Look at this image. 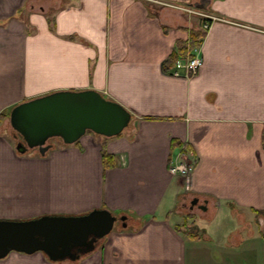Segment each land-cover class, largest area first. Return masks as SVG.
I'll return each mask as SVG.
<instances>
[{
	"label": "crops",
	"instance_id": "0c3cea01",
	"mask_svg": "<svg viewBox=\"0 0 264 264\" xmlns=\"http://www.w3.org/2000/svg\"><path fill=\"white\" fill-rule=\"evenodd\" d=\"M198 29L195 71L167 68ZM83 90L127 127L39 156L14 151L0 119V219L124 217L72 264H264V0H0V115ZM181 151L188 178L168 172Z\"/></svg>",
	"mask_w": 264,
	"mask_h": 264
},
{
	"label": "water",
	"instance_id": "95a60500",
	"mask_svg": "<svg viewBox=\"0 0 264 264\" xmlns=\"http://www.w3.org/2000/svg\"><path fill=\"white\" fill-rule=\"evenodd\" d=\"M129 119L130 114L122 106L93 90L50 93L20 103L8 114L14 137L20 138L14 150L23 154L35 149L39 156L51 147L45 145L49 139L71 145L86 132L110 138L119 135ZM116 220L106 210H91L80 216L0 220V260L11 252H39L51 262H73L92 251L97 241L110 233Z\"/></svg>",
	"mask_w": 264,
	"mask_h": 264
},
{
	"label": "trees",
	"instance_id": "16d2710c",
	"mask_svg": "<svg viewBox=\"0 0 264 264\" xmlns=\"http://www.w3.org/2000/svg\"><path fill=\"white\" fill-rule=\"evenodd\" d=\"M203 36V32L201 30H197L189 34L188 40L186 42L177 41L174 45V49L171 54L164 61V65L166 67H171L174 65L175 61L180 60L182 62H186L191 58V51L198 47L199 41ZM8 113L1 114L0 119L4 120L7 117ZM101 163L104 169L109 168L113 165L111 156L104 152L102 147L101 149ZM68 264H72V262H67Z\"/></svg>",
	"mask_w": 264,
	"mask_h": 264
},
{
	"label": "built area",
	"instance_id": "2783aa9c",
	"mask_svg": "<svg viewBox=\"0 0 264 264\" xmlns=\"http://www.w3.org/2000/svg\"><path fill=\"white\" fill-rule=\"evenodd\" d=\"M175 65L176 67H179L180 63H176ZM181 66L185 67L187 71H190L191 73H193L196 67L198 66V61L196 59H192L187 64L181 65ZM165 74H168L172 77H179V75L175 71L167 72ZM168 171L172 175L179 174L183 176L184 178H188L191 172V164L187 156L184 154H181L179 156L178 162L174 165H170Z\"/></svg>",
	"mask_w": 264,
	"mask_h": 264
},
{
	"label": "rangeland",
	"instance_id": "374dc122",
	"mask_svg": "<svg viewBox=\"0 0 264 264\" xmlns=\"http://www.w3.org/2000/svg\"><path fill=\"white\" fill-rule=\"evenodd\" d=\"M196 14H197V12H196ZM3 121V120H2ZM10 129V128H9ZM11 133H12V131H11ZM85 134H87V135H91L92 137H94V138H99V139H101L102 137L101 136H98V135H95V134H92V133H89V132H86ZM15 135L12 133V137H14ZM53 145H54V147H64L65 145H63L61 142H58L57 141V139H56V141H54L53 142ZM179 211H181V210H179ZM89 212V211H88ZM181 212H179V214H180ZM40 216H42V215H40ZM46 216V215H45ZM49 216H60V215H49ZM39 217V216H38ZM35 218H37V217H35ZM35 218H32V219H35ZM182 219V217H180L179 218V220H181ZM0 220H9V221H26V220H31V219H24V220H10V219H0ZM172 220V219H171ZM173 221V220H172ZM175 221H177V219L175 220ZM118 225V222L116 221V222H114V224H113V229H115L116 228V226ZM193 229L195 228L194 226H191ZM190 228V227H189ZM14 252H11V253H9V254H13Z\"/></svg>",
	"mask_w": 264,
	"mask_h": 264
}]
</instances>
